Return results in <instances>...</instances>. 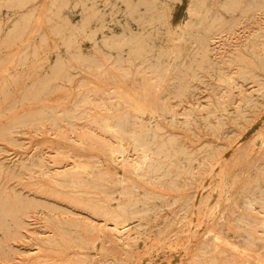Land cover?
<instances>
[{
    "label": "rangeland",
    "instance_id": "rangeland-1",
    "mask_svg": "<svg viewBox=\"0 0 264 264\" xmlns=\"http://www.w3.org/2000/svg\"><path fill=\"white\" fill-rule=\"evenodd\" d=\"M130 1L147 20L164 9L172 28L187 17L188 0ZM201 1L225 17L222 5L231 3L234 27L220 34L211 61L202 65L192 63L195 44L175 39L180 63L160 72L131 50L109 48L110 37L122 32L124 0H67L58 9L68 25L65 34L82 24L85 7L98 13L102 21L92 16L89 22L94 33L78 38L91 61L74 56L54 33L48 19L54 0L0 7V264H264V93L253 94L258 84L264 91L262 0ZM130 27L137 29L134 22ZM156 34L149 43L167 35ZM236 66L248 73L238 76ZM6 75L14 80L2 85ZM133 98L156 110L151 119H136ZM104 117L148 140L155 132L154 140L176 153V161L194 160L175 183L137 176L133 141L124 142L127 152L118 159L109 150L118 139L97 125ZM76 164L90 166L97 187L80 193L47 180L53 171L83 175ZM101 189L125 194L107 201L111 208L129 205V197L140 200L123 235L113 233V224L93 208L102 204L96 202L103 198ZM46 235L56 242L45 245Z\"/></svg>",
    "mask_w": 264,
    "mask_h": 264
},
{
    "label": "bare ground",
    "instance_id": "bare-ground-1",
    "mask_svg": "<svg viewBox=\"0 0 264 264\" xmlns=\"http://www.w3.org/2000/svg\"><path fill=\"white\" fill-rule=\"evenodd\" d=\"M25 0H0V7L5 5V4H14V2H24ZM80 1V0H79ZM126 1V12L124 14L125 20L122 23V32L119 35L116 36H111V42L109 45V48L111 50H123L126 48L127 50H131L137 55L141 56L144 58V61L149 60L150 61V66L153 68L155 72H160L161 70H169L172 68V66H175L180 63V58L181 54L180 51L178 50V47L175 45L174 40L177 39L181 42H190L196 45V54L197 58L193 60L192 63H195L197 65H202L203 62H210L211 57H212V45L215 44V40L218 37H221V33L223 31H228L231 30L234 27L235 23V17L232 15L231 10L233 11L231 6V3H224L222 5L224 12H228L229 16L225 17L221 13L214 14L211 12L210 8H207L204 6L203 2L201 0H188V4L186 7V13L187 17L184 19L183 23L181 25H178L176 28H172L170 25V22L168 20V13L165 12L164 9H161L159 14L156 16L155 19H143L139 18L138 14L136 13V6L133 4L130 0H124ZM32 2V1H31ZM167 2V1H166ZM81 3V2H80ZM67 6V0H54L53 6L54 10L52 11V15L48 17L50 21L52 22V26L55 28L54 33L60 37L63 38L64 40L67 41L69 45V51L72 52L74 56L77 58H80L82 60H87L91 61L89 58L88 54H83L81 53L80 45H78V38L82 37L81 35H87L91 36L92 32L94 31L90 30V18L92 16L95 17L97 21H102L101 18L99 17L98 13L93 12L89 13L87 12V8L85 7L83 10L86 12L85 13V18L82 24L73 26L71 28H68L67 34H65L64 28H66L68 25L66 21L63 19L59 18L58 15V9L61 6ZM83 5V4H82ZM164 5V4H163ZM262 9H264V0H262V3L259 4ZM166 6V4L164 5ZM81 7V6H80ZM84 7V5H83ZM93 6H90L89 8H92ZM20 9L19 7H17ZM162 8L161 5H159V9ZM250 8V7H249ZM17 9V10H18ZM32 9V8H31ZM46 12V11H45ZM60 12V11H59ZM158 13V12H156ZM258 13V12H257ZM28 12L25 14L27 15ZM251 14V13H250ZM49 15V14H46ZM45 15V16H46ZM253 15V14H252ZM264 15V14H263ZM186 16V15H185ZM39 17V16H38ZM21 18V17H20ZM30 18V17H28ZM45 18V17H43ZM31 20V19H30ZM43 23L44 19L42 20ZM182 21V20H181ZM134 22L136 24L137 29L132 30L130 25ZM21 23V21H20ZM27 23V21H26ZM58 24V25H57ZM180 24V23H179ZM24 25V24H23ZM28 25V23H27ZM44 25V24H43ZM49 25V24H48ZM26 26V25H25ZM17 27V26H16ZM48 27V26H47ZM104 25H100V29H103ZM21 28V27H20ZM50 29V30H51ZM262 32H264V24H262V27L258 28ZM27 30V29H26ZM25 30V31H26ZM49 30V28H48ZM47 30V31H48ZM17 31V30H16ZM24 31V33H25ZM14 32V30H13ZM51 31H48L50 33ZM157 32H163V33H173L176 35L174 38L168 37L167 35L162 37V42L161 43H156V44H151L148 42L149 36H153ZM24 33L22 35H24ZM45 33V31H44ZM6 34V33H5ZM47 34V33H46ZM53 34V33H52ZM104 34V31L101 32V35ZM13 35V33H12ZM45 35V34H44ZM157 35V34H156ZM155 35V36H156ZM226 35V34H225ZM9 36V35H8ZM46 36V35H45ZM12 37V36H11ZM10 37V38H11ZM22 37V36H21ZM85 37V36H84ZM87 38V37H86ZM158 38V37H157ZM15 39V38H14ZM13 39V41H14ZM17 39V38H16ZM219 39V38H218ZM7 42V39H5ZM10 42V39L8 40ZM4 42V40H3ZM8 43V45H10ZM13 43V42H12ZM11 43V44H12ZM5 44V45H6ZM49 44V43H48ZM11 46V45H10ZM47 46V45H46ZM5 47V46H4ZM44 48V47H43ZM42 48V49H43ZM255 52V51H254ZM262 53V52H261ZM263 55V54H262ZM72 56V55H71ZM130 56V55H129ZM196 56V55H195ZM240 56V55H239ZM69 57V56H68ZM1 58V57H0ZM167 58H170L168 61ZM255 58V57H254ZM5 59V58H4ZM9 59V58H7ZM22 59V58H21ZM64 59V58H63ZM264 59V58H263ZM3 58H1V61ZM5 61V60H4ZM237 61V60H236ZM261 61V59H260ZM33 62V61H32ZM141 62V61H140ZM2 64L6 62H1ZM66 63V62H65ZM13 64V63H12ZM57 64V63H56ZM80 64V63H79ZM1 65V64H0ZM65 65V64H64ZM67 65V63H66ZM65 65V66H66ZM57 66V65H56ZM60 64H58L57 67H59ZM245 66V65H244ZM12 67V66H11ZM42 67V66H41ZM40 67V68H41ZM64 67V66H63ZM263 67H264V61H263ZM68 68V67H67ZM238 68V76L240 74H243V72H246L243 67L236 66ZM257 68V67H256ZM64 69H66L64 67ZM122 69V68H121ZM248 69V68H247ZM6 70V68L4 69ZM36 70V68L34 69ZM142 70V69H141ZM140 70V71H141ZM145 70V69H144ZM188 70V69H187ZM193 70L192 66L189 68V73ZM258 70V69H257ZM143 71V70H142ZM249 71V70H248ZM64 72V71H63ZM66 72V71H65ZM169 72V71H168ZM187 72V71H185ZM194 72V71H193ZM251 72V71H250ZM262 72V71H261ZM44 73V72H43ZM248 73V72H246ZM16 74V73H15ZM31 74V73H30ZM33 74V73H32ZM169 74V73H168ZM25 75V74H24ZM65 75V74H63ZM62 75V76H63ZM189 75V74H188ZM248 75V74H247ZM252 75L249 73V76ZM255 75V74H254ZM11 76V75H10ZM17 76V75H16ZM32 76V75H31ZM41 76V75H40ZM146 76V75H145ZM144 76V77H145ZM227 76V75H226ZM234 76V75H233ZM238 76L236 78H238ZM13 77V76H12ZM9 79L10 77L8 75L4 76L1 79L2 85H6L5 83H12L14 79ZM18 77V76H17ZM16 77V78H17ZM94 77V76H93ZM235 77V76H234ZM148 78V77H147ZM154 78V77H153ZM240 78V77H239ZM254 81V76L252 77ZM27 79V77L25 78ZM223 79V78H222ZM34 80V79H33ZM242 80V79H241ZM251 80V79H250ZM151 81H153L151 79ZM24 82V81H23ZM146 82V81H145ZM150 82V79L149 81ZM182 82V81H181ZM257 82V81H256ZM4 83V84H3ZM36 83V82H35ZM182 84V83H181ZM235 84V83H234ZM10 85V84H9ZM236 85V84H235ZM239 85V83H238ZM125 86V84H124ZM127 86V85H126ZM149 86H153L150 85ZM161 86V85H160ZM237 86V85H236ZM235 86V87H236ZM263 85L258 84V87L254 90L253 94L255 96L257 95H263ZM6 87V86H5ZM9 88V87H8ZM122 89V88H121ZM5 90V89H4ZM10 90V89H9ZM110 90V89H109ZM6 91V90H5ZM4 91V92H5ZM8 91V90H7ZM231 91V89H230ZM230 91H229V96H230ZM125 92V91H124ZM6 93V92H5ZM114 93V92H112ZM141 93H143L141 91ZM89 94V93H88ZM109 94V93H107ZM129 94V93H128ZM57 95V94H56ZM115 95V94H114ZM175 95V94H174ZM9 96V93L7 97ZM111 96V95H109ZM118 96V95H117ZM120 96V94H119ZM123 96V95H122ZM228 96V95H227ZM6 97V95L4 96ZM55 97V96H54ZM114 97V96H112ZM139 97V96H138ZM147 97V96H146ZM251 96L246 99V102H249L251 100ZM51 98V97H50ZM108 98V97H107ZM119 98V97H118ZM122 98V97H121ZM227 98V97H226ZM134 99V98H133ZM245 99V98H244ZM45 100V99H44ZM107 100V99H106ZM121 100V99H120ZM220 100V99H219ZM223 100V99H221ZM220 100V101H221ZM226 100V99H224ZM223 100V101H224ZM243 100V98H242ZM48 101V100H47ZM126 101V100H125ZM123 102V101H122ZM131 102V101H130ZM133 102V101H132ZM142 102V101H141ZM113 103V102H112ZM210 103V102H207ZM221 103V102H220ZM226 103V102H224ZM109 104V103H108ZM116 104V100L115 103ZM113 104V105H114ZM120 104V103H119ZM212 104V103H211ZM232 104V103H231ZM124 105V104H123ZM209 105V104H208ZM206 105V106H208ZM214 105V104H213ZM219 105V104H218ZM222 106V103L220 104ZM23 106V105H22ZM25 106V105H24ZM125 106V105H124ZM123 106V107H124ZM128 106V105H126ZM125 106V107H126ZM132 106V105H130ZM210 107L212 105H209ZM224 106V105H223ZM204 107V106H203ZM216 107V106H215ZM46 108V107H45ZM151 109H147L145 106V102L143 103H137L134 99V107L133 111L135 114L136 119H151L153 115L156 113V110L150 107ZM214 108V106L212 107ZM226 108V107H225ZM238 108V107H237ZM88 109V108H87ZM112 110V108H110ZM40 110V109H39ZM115 110V109H114ZM208 110V109H205ZM212 110V109H211ZM234 110V109H233ZM42 111V110H40ZM190 111V110H189ZM162 112V111H161ZM209 113H212L211 111H208ZM12 113V112H10ZM110 113V112H109ZM208 113V114H209ZM242 113V112H241ZM34 115V114H33ZM63 115V114H62ZM214 115V114H213ZM218 115V114H217ZM1 116V115H0ZM31 116V115H30ZM192 116V115H190ZM212 116V115H211ZM216 116V115H215ZM214 116V117H215ZM28 117V116H27ZM26 117V118H27ZM236 117V116H235ZM30 118V117H28ZM110 118V117H109ZM184 118V117H183ZM186 118V117H185ZM210 118V117H209ZM213 118V117H212ZM234 118V117H233ZM95 120V119H93ZM209 120V119H208ZM214 120V119H213ZM97 121V120H95ZM145 121V120H144ZM217 121V120H216ZM219 121V120H218ZM221 121V120H220ZM143 122V121H142ZM35 123V122H34ZM113 123V121H112ZM108 118H99L97 121V125L106 131L107 133H112V138L114 136L118 139V143L115 144L116 146H109V150L112 152V154L118 156L120 158L125 157V153L127 152V148L125 147V142L126 140H132L133 144L129 145L131 146L130 149L135 151V154H137V159H135L130 164L131 167H133L134 173L137 176H145L146 178L152 177L154 179L159 178L162 179L163 181L167 183H175L178 180V177L180 178V174L184 172L186 166L194 160L192 157H184L179 160H174L175 154L174 152H171L170 149H167L163 146L162 143H158L157 141L154 140L155 137V132H152V139L148 140L145 136H143V132H136L132 127V130H129L127 132L122 131L121 129L118 128L117 124H112ZM213 123V122H212ZM136 124V123H135ZM138 124V123H137ZM210 124V123H209ZM214 124V123H213ZM11 125V124H10ZM134 125V123H133ZM139 125V124H138ZM97 126V127H98ZM140 126V125H139ZM101 129V131H102ZM140 130V129H139ZM138 131V130H137ZM106 133V134H107ZM109 135V134H108ZM114 135V136H113ZM9 136V135H7ZM111 136V135H109ZM159 136V135H158ZM173 136V135H172ZM10 137V136H9ZM71 138V137H70ZM80 138V137H79ZM92 138V137H91ZM158 138V137H157ZM75 139V138H74ZM101 139V138H100ZM117 139L116 140L117 142ZM69 140V139H68ZM82 140V139H81ZM83 142V141H81ZM125 142V143H124ZM106 143V142H105ZM108 144V143H106ZM168 144V143H167ZM107 148V145H105ZM210 146V145H209ZM129 148V146H128ZM170 148V147H169ZM208 148V147H207ZM173 150V148H172ZM61 152V151H60ZM110 152V153H111ZM131 152V151H130ZM137 152V153H136ZM56 154V153H55ZM59 154V152H58ZM56 154V155H58ZM62 154V152H61ZM129 155V154H128ZM197 157V156H196ZM117 159V158H115ZM197 159V158H196ZM121 160V159H120ZM119 160V161H120ZM131 161V159H130ZM122 162V161H121ZM129 163V162H128ZM202 163V161H201ZM209 163V162H208ZM125 164V163H124ZM74 167V166H73ZM70 168V167H69ZM75 169H81L83 172V175L80 174H69L66 171L64 172H56L54 174V171L52 172L53 175H50V178H47L49 182L52 180V183H54L56 186H59L61 188H74L78 192L82 193L81 188L87 187V186H92V187H97V178L94 174L93 171L91 170L90 166H80L79 164H76ZM174 168V170L172 169ZM66 169V168H65ZM132 170V171H133ZM62 171V170H60ZM48 172V171H47ZM101 172V171H100ZM81 173V172H80ZM102 175V174H101ZM84 176H86L84 178ZM183 176V175H182ZM44 177V176H43ZM184 177V176H183ZM46 178V177H45ZM103 178V177H102ZM107 178V177H106ZM193 178V177H192ZM111 179V178H110ZM109 179V180H110ZM182 179V177H181ZM180 179V180H181ZM223 180V179H222ZM197 181V180H196ZM105 182V181H104ZM108 182V181H107ZM224 183V182H223ZM100 184V183H99ZM106 184V183H105ZM189 184V183H188ZM100 186V185H98ZM103 186V185H101ZM120 186V185H119ZM133 186V185H132ZM106 187V185L104 186ZM218 187V186H217ZM103 188V187H102ZM5 189V188H4ZM89 189V188H88ZM99 190V189H96ZM219 190V189H218ZM85 191V189H84ZM83 191V192H84ZM103 193V198L97 200L96 202H101L102 204H96L95 207L93 206L94 210L99 212L100 215L106 220L110 221L113 224V233H122L123 235V230L127 228L126 222L128 219L134 217L136 213L140 211V200L130 198L129 197V205H118L116 208H111L109 205V201H115L120 198V195H125L122 193H109L106 192L105 190L101 189L100 190ZM99 191V192H100ZM168 192V191H167ZM175 193V192H174ZM93 194V192H92ZM96 194V193H95ZM99 194V193H98ZM97 194V195H98ZM101 194V193H100ZM80 196V195H79ZM92 199V197H90ZM19 200V199H18ZM78 200V199H77ZM76 200V201H77ZM17 201V200H16ZM22 202V200L20 199ZM108 201V202H107ZM81 202V201H80ZM86 202V201H85ZM89 202V201H88ZM87 202V204H88ZM126 203V202H125ZM20 204V203H19ZM18 205V204H17ZM27 205V204H26ZM11 206V205H10ZM21 207V205H18ZM85 206V205H84ZM250 206H252L250 204ZM6 207V206H5ZM87 207V206H85ZM91 208V207H90ZM264 209V208H263ZM21 210V209H19ZM18 210V211H19ZM13 211V210H12ZM17 211V210H16ZM264 211V210H263ZM63 214V213H62ZM75 214V213H74ZM10 215H12L10 213ZM25 215V214H24ZM45 215V214H44ZM94 215V214H92ZM138 216V215H137ZM11 217V216H10ZM88 217V216H87ZM1 218V217H0ZM9 218V217H8ZM67 219V218H66ZM1 220V219H0ZM20 220V219H19ZM4 221V220H3ZM51 221V220H50ZM68 221V220H67ZM80 221V220H79ZM22 222V221H21ZM58 222V221H57ZM20 223V222H18ZM68 223V222H67ZM82 223V222H81ZM107 224V223H106ZM14 225V224H13ZM16 225V224H15ZM20 225V224H19ZM72 225V224H71ZM86 225V224H85ZM89 225V224H88ZM108 225V224H107ZM90 226V225H89ZM92 226V225H91ZM126 226V228H125ZM45 227V226H44ZM112 226H110L111 228ZM61 228V227H60ZM109 228V227H108ZM55 230L59 231L57 228ZM110 230V229H109ZM101 232V228H100ZM112 232V231H110ZM58 233V232H57ZM62 233V232H59ZM14 234V233H13ZM50 234V233H49ZM63 234V233H62ZM51 235V234H50ZM61 235V234H60ZM114 235V234H113ZM128 235V234H127ZM47 238H43V242L48 244L50 246V243L56 242V239L53 238H48V235H46ZM54 237V235H52ZM57 236H59L57 234ZM68 236V235H67ZM101 236V235H100ZM61 237V236H60ZM64 237V235H63ZM116 237V236H115ZM130 237V236H128ZM40 238V237H39ZM74 238V237H71ZM124 239V238H123ZM77 240V239H75ZM47 245V246H48ZM96 247V246H95ZM101 248V247H100ZM105 250V249H104ZM66 257V256H65ZM54 258V257H53ZM57 261V260H56ZM54 264V263H53Z\"/></svg>",
    "mask_w": 264,
    "mask_h": 264
}]
</instances>
